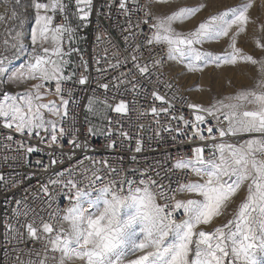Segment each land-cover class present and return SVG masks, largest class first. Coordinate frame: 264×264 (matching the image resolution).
Wrapping results in <instances>:
<instances>
[{"label":"snow or ice","instance_id":"obj_1","mask_svg":"<svg viewBox=\"0 0 264 264\" xmlns=\"http://www.w3.org/2000/svg\"><path fill=\"white\" fill-rule=\"evenodd\" d=\"M152 2L162 4L168 0H149V5H142L139 0H119L118 8L125 16L121 34L127 55L112 44L109 37L110 48L114 49L113 59H108L110 48H105V55L96 60L98 65L101 59L107 65L96 69L99 89L105 93L111 89L122 96L120 89L123 86L125 92L139 94L143 90L147 95L137 74L151 82L154 75H162L159 69L166 60L184 63L189 71L201 70L209 65L234 66L242 61L256 66L259 76L255 85L237 89L234 94L208 108L188 104L189 108L198 109L216 119L215 131L213 126L201 128L208 123L203 115H196L194 123L185 120L183 115L170 113L173 105L165 96L152 90L151 97L160 101L161 106H151L140 115L151 113L158 129L156 136L159 137L161 132L186 135L179 126L161 123V114H166L172 120L183 121L184 128H193V137L213 141L207 146V156L205 147H195L191 157L178 159L171 168L156 170L149 165L144 169L131 168L127 171L113 167L107 160L95 161L87 155L83 156L75 166L65 170L69 177L67 180L49 181L53 185L62 184L66 192L53 194L47 185H41L42 192L48 196L47 207L42 209L47 219L27 206L21 212L19 206L22 202L15 201L18 206L16 216H23L25 220L23 223L17 221L18 228L5 224V245L29 242L40 245L39 249L13 246L11 252L17 253L13 257L17 264H264V57L257 59L237 46L238 37L250 22L248 13L254 0H246L211 14L190 31H177L173 24H182L194 17L207 7L206 4L181 7L164 15L151 10ZM15 3L19 6L20 0H15ZM73 4L75 11H72ZM31 6L35 13L30 35L31 51L23 43V33L13 28L8 30V34L14 33L10 49L8 40H5V50L0 52V84L19 86L29 80L40 81L23 92L0 94V127L10 130L4 136L6 142H0V149L6 152L31 154L38 151L31 145L26 146L23 141L16 142L11 132L39 137L42 130L50 135V147L58 141V134H70L62 126L69 104V100L64 99L62 83L76 73L64 74L65 66L70 63L64 57L79 49L65 52L62 45L65 37L71 42L78 28L86 26L93 0H32ZM103 7L110 8L111 4ZM11 18L18 21L19 27L23 26L24 21L15 8ZM73 18L80 23L73 26ZM3 19L5 17L0 16V20ZM142 25L147 26V34ZM140 36H143V41L137 42ZM223 38L228 39V45L222 53L196 47L219 42ZM96 39L99 42L101 36ZM257 46L264 50V44L259 40ZM154 47L158 51H154ZM165 49V55H159V51ZM145 52L148 59L142 63ZM16 60L21 62L13 66ZM81 62L87 71L88 62L82 57ZM109 69L127 71H120L109 82L99 83L100 79H108L106 73ZM53 81L63 111L54 102H40L46 94L40 91L44 82ZM160 82L163 83L162 80ZM77 83L86 85L89 83L88 76L81 74ZM166 87L171 88L172 85L169 83ZM225 100L229 102L225 103ZM97 103H102L105 110L118 114L127 115L129 112V102L123 98L115 104L108 99ZM165 104L168 106L165 107ZM43 109L60 117L59 128L55 120L45 119ZM86 111L108 121L109 127L100 130V134L110 138L113 135L112 121L93 108V98H89ZM217 113L227 121L226 127L220 126L222 121ZM85 119L88 120V117ZM139 128L143 129L144 125L140 124ZM97 131L89 122L87 135L94 136ZM217 133L220 142H215ZM118 135L126 140L132 139L124 130H119ZM224 137H231L233 142L225 141ZM172 139L176 140V136ZM69 144L72 152L65 154L68 159L75 156L76 149L85 152L88 149L87 138L79 141L73 137L69 139ZM115 145L116 140L110 139L108 147ZM142 150V139L136 138L135 152ZM0 158L4 161L18 159L8 155ZM131 159L136 161L135 156ZM85 160L90 161V167L85 166ZM58 163H63V160H51V165ZM157 164L160 167V162ZM78 169L80 179L75 178ZM173 169L184 171V178L172 182L169 173ZM189 173L199 179L189 180ZM63 175L64 172L57 173L58 177ZM165 180L169 182L165 183ZM0 182H4L3 174H0ZM245 185L244 198L234 212L228 213L231 218L208 230L215 220L228 212L234 197ZM64 195L68 198L67 207H61L57 200ZM30 213L32 219L28 220ZM21 253L28 259H23ZM33 256L36 258L32 259Z\"/></svg>","mask_w":264,"mask_h":264},{"label":"built area","instance_id":"obj_2","mask_svg":"<svg viewBox=\"0 0 264 264\" xmlns=\"http://www.w3.org/2000/svg\"><path fill=\"white\" fill-rule=\"evenodd\" d=\"M142 5H149V0H139ZM32 0H20V5L16 6L15 0H0V16L5 17V19L0 20V52L5 50V40H8V48L14 40V33L8 34L9 29L15 28L18 30V21L13 20L12 11L20 14V18L25 16V23L18 30L21 31L23 28L27 27L28 32H31L34 26V10L31 6ZM106 4H111V7H103ZM119 0H93L92 13L89 17V21L86 26L81 25L74 38L71 42L65 37L63 41V49L68 52L72 48H78L79 51H72L70 55L65 56V60H69L70 63L64 68L65 75H72L73 72L76 74L68 81L62 83L63 96L64 99L69 100L67 105L68 115L63 118L62 126L69 130L70 134L64 136H59L58 141L50 147V135L41 130L40 136L33 134L31 137L24 135L21 136L15 132H11L14 136L16 142L23 141L24 144L31 145L38 149L31 154L26 152H6L0 149V157L3 155H8L9 157L17 156L18 159L13 161L9 159L4 161L0 158V174L4 176V182H0V264H17L13 259L17 253L11 252L13 246L20 248H36L39 249L40 245H33L31 242L27 244L5 245L4 235H5V224H11L13 227H19L20 223H23L25 217H17L15 210L17 205L15 201L20 200L22 203L19 206L21 212L26 210V206L34 209L37 213L44 216L47 219L46 213L42 211L47 207L48 196L44 195L41 190V185H47L50 192L56 194L58 192H66L63 189L62 184H51L50 180H61L65 181L69 177L65 170L76 165L77 160L83 158L87 155L95 161L107 160L113 167L123 168L125 171L131 168L144 169L151 165L156 170H162L163 168H171L178 159H187L193 155L192 149L195 147H205V155L208 154V145H211L213 141L205 140L201 141L198 137H193L192 133L195 131L193 128H184L183 121L172 120L170 116L166 114H161L160 120L164 125L170 124L173 127L179 126L185 133V136H180L176 132L168 133L161 132L160 136H156L157 125L155 119L149 112L147 115L141 116L142 112H146L151 106L160 107V101H154L150 93L152 90L158 91L160 95L165 96L173 107L170 109V113L177 116L183 115L185 120H190L196 122V115H203L208 121V123L201 125L202 129H207L210 126H216L217 120L213 119L207 113L200 112L198 109L189 108L188 104H195L188 92L183 88L181 83L177 78L168 71V61L166 60L163 66L159 69L162 75H154L151 82L146 80L144 77H140L137 74V78L143 84L144 89L147 90V95L143 90L139 94H134L131 92H125L124 87L121 86L120 91L123 95L114 93L111 89L105 93L103 89L97 87V77L98 73L96 71L97 67H107L104 61L101 59L100 64L96 63L98 58L105 55L104 49L110 48L109 37L111 38V43L115 44L124 55L127 53L124 51V40L121 34V28L125 25V16L121 13L118 8ZM151 10L154 12V2L150 5ZM72 11H75L74 4L72 5ZM139 15L143 16V13ZM135 19V16L133 17ZM80 22L76 19H72V25L76 26ZM144 33H148L147 26L142 25ZM101 36L100 41H97V36ZM143 36L138 37L137 42H142ZM27 46L28 51H31V44L24 43ZM114 49L110 48L108 52V59L112 60V51ZM154 51H158L154 47ZM165 51H159V55H165ZM10 54V51L9 53ZM81 57L84 61L88 62V69L85 71ZM130 59V58H129ZM148 59L147 52H145L144 57L141 62H145ZM20 60L13 62V66H18ZM120 71H127V69H117L115 71L109 69L106 73L108 77L107 80L100 79L99 83L109 82L111 77L117 75ZM154 72L156 70H153ZM83 74L88 76L89 83L86 85H80L77 83L80 75ZM163 81L161 83L160 81ZM40 83V81H37ZM171 84L172 87H166L167 84ZM95 89V92H93ZM42 93H46L44 96L49 102H54L57 106H61L60 97L55 94V82H44V87L40 89ZM69 93H71L69 95ZM115 96V99H113ZM89 98H93V108L97 110L98 113L105 114L111 119L113 135L109 138L106 135L100 134V130L107 127L108 121L106 119H101L99 115H93L86 111L88 106ZM123 98L126 102H129V112L127 115L118 114L111 110H105L102 103H97V101H103L108 99L112 104H115L119 99ZM133 100L136 101L135 104L131 103ZM165 107L168 105L165 104ZM204 108V107H203ZM63 111V109H62ZM88 117V120L85 117ZM219 119L222 121L220 126L227 125V121L223 120V117L217 113ZM58 128L61 125L60 117L56 118ZM89 122L91 125L98 129L96 135H87V128L89 127ZM143 124L144 128H139V125ZM78 130V131H76ZM119 130H124L129 133L132 137L131 140H126L119 137ZM10 130L3 129L0 127V142L4 141V136L9 134ZM215 131V127H214ZM58 132V130H57ZM204 135H208L205 131ZM217 135V140L215 142H220V137ZM176 136V140L172 137ZM43 137V140H41ZM77 138L79 141H83L87 138L88 149L87 151H82L81 149L75 150V156L72 159H68L65 154L72 152V146L69 144V139ZM136 138L142 139L143 150L139 153L135 152V142ZM110 139L116 140L115 147L109 148L108 144ZM225 141L233 142L231 137H224ZM135 156L136 161L134 162L131 158ZM63 160V163H58L56 165H51V160ZM40 163H37V162ZM157 162H160V167H158ZM85 166H91L90 161H84ZM47 166V167H44ZM64 172L62 177H58L57 173ZM31 174V178L28 176ZM139 173H137V177ZM171 181L174 182L177 178L183 179L185 176L184 171L173 169L172 173H169ZM75 178L80 179V170L78 169L75 173ZM192 180L193 175L188 174L187 177ZM168 183V180L164 181ZM15 183V186L13 184ZM175 186V185H174ZM58 203L61 207L68 206V198L66 195L57 198ZM28 220L32 219L31 213L27 217ZM23 231V229H21ZM8 249L6 252L5 249ZM23 259H28L23 253L20 254ZM36 257L33 256L32 259Z\"/></svg>","mask_w":264,"mask_h":264},{"label":"rangeland","instance_id":"obj_3","mask_svg":"<svg viewBox=\"0 0 264 264\" xmlns=\"http://www.w3.org/2000/svg\"><path fill=\"white\" fill-rule=\"evenodd\" d=\"M243 2H246V0H168L167 3L162 4L154 2V13L166 15L181 7H194L201 3L206 4L207 7L194 17L184 21L182 24H173V27L177 31H190L209 15L218 11H223L228 7L237 6ZM248 15L250 17V22L246 25L245 32L241 33L238 37L237 46L245 53L251 54L259 59L264 57V50L257 46V40L264 44V0H254ZM26 31H28V28H23V43L31 44V32L27 33ZM227 45L228 39L223 38L219 42L206 43L202 46L197 45L196 47H200L204 51L222 53ZM168 71L177 78L194 103L204 108H208L217 101L223 100L224 97L234 94L237 89L253 87L259 76L256 66L242 61L234 66L224 65L215 67L209 65L197 71H189L184 63L168 61ZM229 81H231V84H229ZM34 83L38 82L29 80L27 83L19 86L0 84V94L4 92H23ZM40 102L49 103L45 96L42 97ZM224 102L228 103L229 101L225 100ZM42 111L45 119L56 121L57 116L50 114L47 109H43ZM198 179V177L193 175L192 180ZM245 193L246 185L234 197V202L229 205L228 212L215 220L214 224L210 226L208 230L230 219L231 216L228 213H232L236 210L237 205L244 198Z\"/></svg>","mask_w":264,"mask_h":264},{"label":"trees","instance_id":"obj_4","mask_svg":"<svg viewBox=\"0 0 264 264\" xmlns=\"http://www.w3.org/2000/svg\"><path fill=\"white\" fill-rule=\"evenodd\" d=\"M24 23H25V16L22 17ZM21 27H18V30L20 29Z\"/></svg>","mask_w":264,"mask_h":264}]
</instances>
